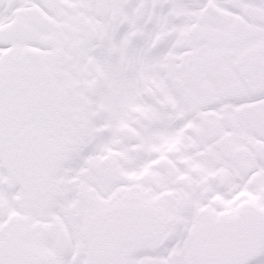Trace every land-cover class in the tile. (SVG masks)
<instances>
[{
  "label": "snow or ice",
  "instance_id": "snow-or-ice-1",
  "mask_svg": "<svg viewBox=\"0 0 264 264\" xmlns=\"http://www.w3.org/2000/svg\"><path fill=\"white\" fill-rule=\"evenodd\" d=\"M0 264H264V0H0Z\"/></svg>",
  "mask_w": 264,
  "mask_h": 264
}]
</instances>
